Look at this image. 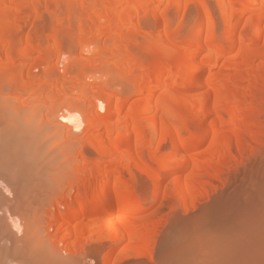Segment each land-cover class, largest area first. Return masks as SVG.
<instances>
[{
    "label": "bare ground",
    "instance_id": "obj_1",
    "mask_svg": "<svg viewBox=\"0 0 264 264\" xmlns=\"http://www.w3.org/2000/svg\"><path fill=\"white\" fill-rule=\"evenodd\" d=\"M191 3L198 15L182 33L184 20L175 22L170 11L184 15ZM217 3L222 28L207 0H0V264H91L90 249L102 253L103 264L152 259L167 210L161 204L146 215L134 211L160 197L163 205L191 208L229 177L228 168L237 172L264 147V0ZM42 11L51 21L44 40L36 22L24 33ZM149 14L157 24L145 42L156 49L147 59L134 47ZM66 54L61 74L51 63ZM222 58L232 73L216 70ZM27 64L40 74L27 72ZM97 72L100 83L83 82ZM117 82L139 98L129 103L108 92ZM87 96L106 110L103 117L83 109ZM54 118L67 142L85 126L78 150L62 138L67 145L52 146L57 133L47 128ZM86 144L108 165L95 169ZM136 171L151 178V195L135 190ZM54 187L69 194L43 199ZM48 216L57 222L53 233L45 228Z\"/></svg>",
    "mask_w": 264,
    "mask_h": 264
},
{
    "label": "rangeland",
    "instance_id": "obj_2",
    "mask_svg": "<svg viewBox=\"0 0 264 264\" xmlns=\"http://www.w3.org/2000/svg\"><path fill=\"white\" fill-rule=\"evenodd\" d=\"M207 1L209 5H211L210 7L212 8V11L214 12L216 18L220 22L219 27L222 28L224 23L222 22L223 20L221 17V12H220V8L218 6L217 0H207ZM190 5H192L190 6V9L187 8L188 11L190 10L189 13L188 11H186L184 15L180 11H177L175 9H172V11H170V17L171 19L173 18L175 22L184 20L183 22H185L184 24L186 25L182 26L181 28L182 33L184 32L186 33L190 30V28H192L194 20L196 19L198 15L195 4L191 3ZM41 13H38V15H36V18H33L35 19L34 21L33 19H31L32 23L29 22L25 26L24 33H27V32L29 33L30 30L33 31V28L35 26L33 22H36L37 23L36 26L38 27H35L34 30L37 31L36 33L38 34L40 33L41 38L43 37V40H44L45 34H46L45 30H47V28L48 29L50 28L49 26H46V25L51 26V21H50V18H48L47 15L45 14V12L42 11ZM40 17L41 18L44 17L43 20L45 21L40 19ZM142 19H145V21L143 20L141 22L146 23V27H145V24L143 23V26H144L143 28H144L145 33L142 36L143 39H140V41L138 42L139 44H136L138 48H136L135 46L134 49L135 51L137 50L136 51L137 53L144 52L143 54L145 56L149 55L147 57L143 56L148 59L151 57L152 53L155 51L156 48L152 44L150 45L146 44V42L150 40L149 39L150 35H152L155 32L153 29H156L157 20L155 21L153 16L152 15L150 16V14L147 16L144 15ZM31 25H34V26H31ZM44 28L45 30H43ZM38 30H41L42 32ZM145 40L147 41L145 42ZM254 45H257L260 47V45L256 43ZM235 47L228 50L229 56L236 54L239 48L238 46H235ZM91 49H93V46H91V48L89 47L88 51L86 50L87 53L85 52L84 54L85 57L90 56L92 54ZM142 49H145V50H142ZM75 51H78V49ZM67 57H69L67 54L63 55L62 58L60 57L61 59H57V57H55L53 62L51 63V66L57 65L56 68L57 69L59 68L58 70H60V73L64 74L65 73L64 64H66L65 62H67L66 60ZM224 59L226 60V58H222L219 62L220 64H222V67H220V64H218L217 65L218 68H216V70L220 69V71L222 70L223 72H226V73H232L233 71L231 69H227V68L224 69L223 67V64L225 62ZM31 66L33 65L27 64L25 70L27 71L28 68H31ZM132 67L134 66L132 65ZM142 68L143 67L137 68V71H136L137 74L138 73L142 74L143 72ZM28 71L29 72L31 71V73H33L34 75H37V73L38 75L40 74V70L38 69L35 70L31 68V70H28ZM101 74L102 73L100 72L88 73L87 78L83 80V82L87 84L88 83L98 84L103 79V77H101ZM112 75H114V73H112ZM120 84L117 82V84H115L117 86L116 88L114 87V84H113L112 86H110L111 89L107 88V91L118 94V96L121 99L125 98L128 100L129 103L131 101H134V99L136 100L137 98H139L140 95L134 92L132 88H131L132 90L130 89L127 90L123 88V86L122 88H120L121 87L119 86ZM117 88L122 89L123 91L118 90ZM1 89L3 88H0V90ZM187 90L192 91V90H189V88H187ZM4 91L7 92L5 93L8 96L9 95L11 96V93L8 90H4ZM118 91H120V93H118ZM131 91H133L134 93ZM122 92L124 93L127 92V94L122 95ZM3 93L4 92L0 94H3ZM73 96L75 95L72 94L71 97ZM92 101L93 100L87 96L82 104L83 109L85 108L84 110L87 109L86 111H91L92 113L98 115L99 117H103L106 113V110L100 109L96 101L95 102L94 101L92 102ZM67 102L71 104V106L77 105L76 102L71 99H69ZM46 106L47 108L45 109L43 108L42 110L43 112H46L47 109L49 108L48 105ZM59 113H61V111ZM55 121H56L55 118L49 121L48 126L51 124L52 126L50 128L47 126L48 130L47 129L46 130L48 132L50 133L59 132V130L55 128L54 126L56 124ZM62 122L63 124H66L65 121H62ZM1 124H2V121H1ZM83 127L85 128V126H82L81 129H74L76 131H73L74 134L72 133V135L69 136L68 140L70 141L68 142L66 141L67 132L63 133L62 130H61L62 134L61 132L57 134L53 133L55 134V136L49 140H53L51 142L55 144V145H52L54 146L55 149H56V144L59 145V142L62 141L61 140L62 138L63 141L65 139L67 143L69 142L70 144L72 143L75 147H77L76 149L78 150L79 145H80V140L78 139H81L80 137L83 136V133H84ZM52 128H55L57 131L53 130ZM49 140L46 141L45 145L49 143ZM58 140H61V141L57 142ZM63 141L62 143H60V145L61 144L67 145L65 143L63 144ZM208 143H209V139H207L203 144L199 146L200 150L207 148ZM169 145L167 144L164 150H166V148H169L168 147ZM85 146H88V147H85L84 155L87 159H89V161L93 163V166L95 169L97 168L100 169L101 167H103V165L104 167L108 165V159H107L108 157H104L102 155L100 156L96 152L95 148L90 147L87 144ZM61 149H63L62 146H61ZM261 149L260 150L262 152L260 150H257L258 153L254 152V155L252 154L250 156L248 155L249 151H247L248 153L244 154V156H246V154L248 155L247 156L248 158L245 157L244 159L246 162L243 161L244 163L238 165L239 167H235V168H238L237 172L234 169V167H231L233 169L228 168V170L232 171V173L227 172V175L230 178L226 176L224 181H222L223 183L224 182L226 183H224V185H222L223 184L222 182L215 183L216 187L210 189L211 191L208 192L209 195L206 194L205 196H202L201 198H199L201 201H197L196 202L197 204H195L191 208L189 207V208L184 209V206L176 202L168 204V205L167 204L163 205L165 202L162 203L163 200H162V197H160L155 202L151 203L150 204L151 206L148 205L147 208H145L144 210H141L138 212L134 211L135 214H138V216L146 215L147 213H153L157 211L159 207H161V204H162V208H166L167 210V211L164 210L166 212H164L165 213L164 218L162 219L163 221L161 222L163 225L161 224L162 225L161 233H159L160 235H158L159 237L156 242V246H155L152 259H150L149 257L147 258V255H140L137 257L125 258L121 260V262H119L118 264H252V263L253 264H264V205H263L264 204V147H262ZM78 156L80 155H77V160L79 158L78 161L81 165L82 158L81 156L80 157ZM97 156H98V159H96ZM202 157L206 158L205 155H202ZM54 162L59 163L60 161L55 160ZM47 174H50L53 178L59 175V173H56L55 171L52 172V169L47 170ZM135 175H136L135 182L132 183L135 190L137 192L139 191L140 195H144L146 197L147 195L148 196L151 195V193L153 192L152 191L153 183H152L151 178L148 177V175L142 172H139V171H136ZM125 177L127 178L126 174H125ZM228 179L230 180L228 181ZM170 181H171L170 178L165 179L163 186H167L170 183ZM219 183L220 185H218ZM54 188H55L54 189L55 192L53 190L52 192H50V194L47 193L43 197V199L47 200L48 197H51V199L56 198V197H60L61 199H63L67 197V195L69 194L68 190H63L62 192L59 193L57 188L56 187ZM48 201H50V199ZM170 205L171 207H169ZM59 209L60 207L55 209L56 211L54 210H51V211H53L55 214V212H57ZM126 210L130 211L128 209ZM53 212H50V215H53ZM48 217L49 218L46 217V219H48L47 220L48 222H46L47 224L45 223V228H50L49 232L53 233L55 232L57 228V222H55L56 220L54 218L50 219V216ZM123 244L120 246V248L126 246L128 243L127 241H124ZM258 245H260V247H257ZM89 251L90 253L94 254V257H93L94 259L93 258L92 259L96 264H103V262L106 260V258L100 259L102 253H96L94 249H90ZM89 251H87V253ZM96 258H98V260H95ZM242 260L243 261L245 260V261L243 262ZM93 261L91 260L90 263L95 264L93 263Z\"/></svg>",
    "mask_w": 264,
    "mask_h": 264
}]
</instances>
